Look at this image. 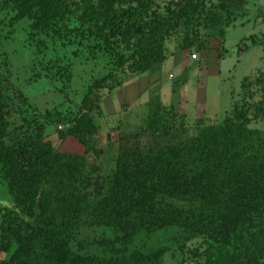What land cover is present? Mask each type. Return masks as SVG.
<instances>
[{
	"label": "trees",
	"instance_id": "obj_1",
	"mask_svg": "<svg viewBox=\"0 0 264 264\" xmlns=\"http://www.w3.org/2000/svg\"><path fill=\"white\" fill-rule=\"evenodd\" d=\"M245 4L177 0L161 13L152 0H0V11L9 28L26 20L27 38L37 44L84 42L90 53L107 55L105 71L86 84L80 110L60 132L87 152L97 132L88 111L98 108L99 89L160 64L171 37L180 50L207 49ZM47 65L53 77L70 79L68 63ZM147 108L117 144L110 171L92 179L82 155L59 152L40 130L5 142L0 88V178L12 201L0 208V264H159L167 247L129 246L139 232L167 228L179 234L178 246L201 239L191 250L198 264H264V130L248 127L246 112L234 107L186 137L172 107L156 97ZM82 224L104 230L90 241L98 253L72 244Z\"/></svg>",
	"mask_w": 264,
	"mask_h": 264
},
{
	"label": "rangeland",
	"instance_id": "obj_2",
	"mask_svg": "<svg viewBox=\"0 0 264 264\" xmlns=\"http://www.w3.org/2000/svg\"><path fill=\"white\" fill-rule=\"evenodd\" d=\"M152 1L163 13L177 0ZM235 20L225 28L222 39L211 38L207 49L196 51L194 60L189 54L195 47L180 50L176 38L171 37L165 41V59L160 64L119 81V85L110 82V89H99L98 108L88 111L97 126L94 146L85 152L76 139L61 137L60 132L71 125L72 116L80 110L86 84L105 71L107 55L90 53L84 42L62 45L43 38L44 44H37L27 38L26 20L9 28L2 19L0 88L8 108L4 141L40 130L59 152L82 155L94 179L110 171L117 144L144 121L147 103L156 97L162 107H172L182 116L181 136L189 137L206 124L219 123L232 115L234 107L246 112L248 127L264 130V0H246L244 12ZM8 29L11 30L7 32ZM53 59L70 65L69 80L47 72V63ZM11 203L0 178V208L10 207ZM103 231L82 224L72 244L75 247L79 240L85 252L98 253L90 241ZM179 237L174 228L147 236L139 232L129 247L164 246L167 251L159 264H198L191 250L200 247L201 239L191 238L178 246L175 239Z\"/></svg>",
	"mask_w": 264,
	"mask_h": 264
},
{
	"label": "built area",
	"instance_id": "obj_3",
	"mask_svg": "<svg viewBox=\"0 0 264 264\" xmlns=\"http://www.w3.org/2000/svg\"><path fill=\"white\" fill-rule=\"evenodd\" d=\"M196 57H197V55H196L195 51H194V52H191V53L189 54V58H190L191 60H194Z\"/></svg>",
	"mask_w": 264,
	"mask_h": 264
}]
</instances>
